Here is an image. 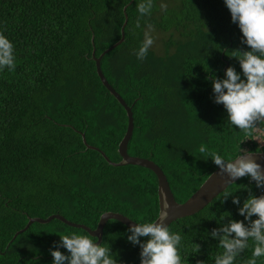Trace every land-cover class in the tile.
<instances>
[{
	"label": "trees",
	"instance_id": "16d2710c",
	"mask_svg": "<svg viewBox=\"0 0 264 264\" xmlns=\"http://www.w3.org/2000/svg\"><path fill=\"white\" fill-rule=\"evenodd\" d=\"M159 1L140 18L143 0H0V33L13 44L16 65L0 69V264H53L50 249L60 236L95 240L57 219L32 222L12 238L28 217L56 213L94 228L104 211L136 223L157 216L155 175L136 165L112 166L81 138L110 161L120 159L125 111L101 84L91 51L96 57L119 39L124 6L123 40L101 56L99 67L132 112L127 153L156 163L177 202L216 167L207 152H199L201 145L225 160L240 148L264 153V142L246 139L214 100L213 82L225 79L229 66L246 79L237 57L250 50L225 0H168L167 10ZM149 24L168 36L161 53L149 48L140 60L136 53ZM250 192L263 195L250 177L239 178L196 213L167 225L182 237V264H215L223 249L210 232L229 220L247 225L238 208ZM225 193L239 197L240 205L232 196L224 200ZM128 229L114 219L102 229L99 244L110 247L117 264L141 258ZM249 244L234 264L252 257ZM59 250L70 255L63 246Z\"/></svg>",
	"mask_w": 264,
	"mask_h": 264
},
{
	"label": "clouds",
	"instance_id": "9594fccd",
	"mask_svg": "<svg viewBox=\"0 0 264 264\" xmlns=\"http://www.w3.org/2000/svg\"><path fill=\"white\" fill-rule=\"evenodd\" d=\"M225 3L232 21L238 22L242 31V43H246L250 50L241 51L237 57L246 79H241L235 68L229 66L226 69V78L215 79L213 82L214 100L215 103L224 105L231 124L240 129L246 139L261 143L264 142V128L260 126L264 122V0H225ZM153 7L154 0H143L139 3L137 8L140 18L150 15ZM160 8L167 10V5L162 3ZM140 18L136 21L137 27H140ZM153 30V26L149 24L144 33L143 44L136 53L140 60L146 57L149 48L154 44V37L151 35ZM15 66L13 44L0 33V69L7 67L14 70ZM199 152H207L220 169V174H227L230 182L247 176L255 181L257 188H264V170L251 151L240 148L236 158L229 160L216 152H208L203 145ZM229 196L232 193H225L223 199L227 200ZM232 203L240 205L239 197L232 196ZM238 212L248 221L247 225L243 221L229 220L210 232L211 237L219 240L218 246L223 249L222 254L216 256L215 264H234L236 257L250 247L249 241H252L253 250L252 257L246 264H257V258L264 257V195L256 197L250 192ZM253 216L258 218L253 220ZM168 217L169 212L165 210L155 222L138 223L129 227L131 234L127 239L133 245L139 244L141 264H182L177 247L182 237L169 231L166 224ZM60 237L57 247L50 249L54 258L53 264H65L66 261L67 264H117L110 254V247L101 246L86 235ZM140 237L148 239L142 242ZM60 246L66 248L70 255L61 252ZM200 247L196 244L195 252H199Z\"/></svg>",
	"mask_w": 264,
	"mask_h": 264
},
{
	"label": "water",
	"instance_id": "95a60500",
	"mask_svg": "<svg viewBox=\"0 0 264 264\" xmlns=\"http://www.w3.org/2000/svg\"><path fill=\"white\" fill-rule=\"evenodd\" d=\"M125 6L122 8L124 19L120 27V37L119 39L113 43L111 46L104 49L98 56H94V48L92 47L91 56L94 61L95 71L96 74L101 82V84L106 88V90L117 100V102L123 107L126 115V127L125 131L119 140L117 144V153L120 157L118 161H110L106 155L100 151L98 148L88 145L85 143L83 134H81L82 142L85 144V147L88 149H94L99 151L101 156L106 160V162L112 166H122V165H136L140 167H144L149 169L156 178V194H157V216L152 221L155 222L159 219V216L161 212L167 210L169 212V217L166 221V224L168 225L170 222L174 221L177 218H181L184 216H189L200 209H202L206 204H208L218 193L223 191L228 185H230L233 182H230L229 178L227 177V174H224L223 176L220 174V169L218 166L215 167L213 171H211L206 178L201 182V184L197 187V189L183 202H177L172 192L170 191L168 182L166 180L165 175L159 168V166L154 163L152 160L148 158H143L139 156H132L129 155L126 151L127 142L131 136L132 128H133V120H132V112L130 109V106H128L124 100L120 97V95L108 84L106 79L104 78L100 67H99V60L101 56L109 51L112 47H115L117 44L122 42L123 40V27L126 23V14L124 13ZM93 36L91 35V42H92ZM264 123V122H263ZM255 154L256 162L261 164L262 170H264V153L260 151H251ZM237 156V155H236ZM236 156L232 159H235ZM236 181V180H235ZM261 191L264 195V188H261ZM165 205H167V209H165ZM51 219H57L61 221L62 223L76 227L81 228L84 231L87 232V234L91 237H94L95 240L93 242L100 243L101 236H102V229L105 224V222L109 219H114L126 227H130L131 225L138 224L131 220L130 218L118 213V212H112V211H104L99 215L98 221L94 228H89L88 226L81 224V223H75L72 221L67 220L60 214H50L46 216L45 218L41 217H28L25 225L17 230L12 238L16 236V234L24 231L32 222L37 223H47ZM137 264H141V258Z\"/></svg>",
	"mask_w": 264,
	"mask_h": 264
},
{
	"label": "rangeland",
	"instance_id": "374dc122",
	"mask_svg": "<svg viewBox=\"0 0 264 264\" xmlns=\"http://www.w3.org/2000/svg\"><path fill=\"white\" fill-rule=\"evenodd\" d=\"M168 0H160L159 1V5L166 4L167 5ZM154 30L151 32V35L154 37V44L150 47V49H152L153 51H155L156 53H161V51L163 50L162 48V40L166 39L168 36V32H163L160 30H157L155 28H153ZM147 30V28L144 29V33ZM144 39V37H143Z\"/></svg>",
	"mask_w": 264,
	"mask_h": 264
}]
</instances>
